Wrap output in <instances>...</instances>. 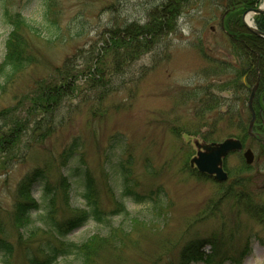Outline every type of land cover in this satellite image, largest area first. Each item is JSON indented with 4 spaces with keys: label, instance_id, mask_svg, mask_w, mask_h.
<instances>
[{
    "label": "rangeland",
    "instance_id": "1",
    "mask_svg": "<svg viewBox=\"0 0 264 264\" xmlns=\"http://www.w3.org/2000/svg\"><path fill=\"white\" fill-rule=\"evenodd\" d=\"M51 1L48 10L47 0H0V63L11 30V19L5 12L20 14L40 34L23 30L26 52L33 63L9 76L0 74V115L8 121L23 118L27 99L38 89V81L54 76L53 68L67 60L76 65L77 73V80L69 87L73 92L60 102L47 133L35 132L39 136H34L36 141L20 160L16 158L9 165L11 158L5 157V164L11 167L0 174V233L13 245L8 264H25V254L35 252L51 235L42 220L47 213L42 204L33 213L31 228L38 229L34 233L19 235L12 224L21 180L43 167L51 169L49 181L56 184L60 175L76 166L70 163L58 168V155L74 138L82 143L83 163L91 174L98 204L109 216L102 223L88 220L63 238L77 244L88 242L90 253L85 262L71 254L59 257L54 264H182L180 251L191 239L222 233L229 239L227 256L231 259L221 264H264V223L247 213L245 199L238 197L244 192L256 206L264 202V150L259 143L249 137L242 142L254 154L248 170L242 169V153L223 159L229 175L245 177V189L222 192L219 185L223 183L190 172L196 143L237 138L238 119L231 120L230 127L228 115L236 117L241 112L245 122L250 118L249 93H242L237 100L234 90H218L220 83L233 76L222 70L223 63L238 65L220 24L227 13L226 0H192L179 16L175 30L156 38L144 52H124L122 58L111 54L105 59L101 58L104 51L97 50L102 54L98 70L84 57L91 50L97 53L96 42L103 33L132 22L145 24L148 12L163 0ZM211 99H219V106L204 113V107L212 105L208 102ZM14 107L17 114L4 113ZM253 109L256 113V107ZM212 127L215 134L205 139L203 134ZM120 137L126 146L124 153L115 145ZM23 139L28 143L26 137ZM107 156H111V164ZM110 165L114 167L105 172ZM119 165L129 168L126 181L130 189L155 192L152 198L159 199L158 207L152 200L135 203L122 197ZM78 180L76 176L68 178L69 206L60 193L57 195L53 216L58 223L70 217L73 209H84V189ZM32 194L41 202L40 184L32 187ZM119 201L127 215L115 210ZM92 236L102 240H88ZM204 251L210 254L212 249L206 246ZM207 258L209 261L190 264L216 263V259ZM4 260L0 255V264Z\"/></svg>",
    "mask_w": 264,
    "mask_h": 264
},
{
    "label": "trees",
    "instance_id": "2",
    "mask_svg": "<svg viewBox=\"0 0 264 264\" xmlns=\"http://www.w3.org/2000/svg\"><path fill=\"white\" fill-rule=\"evenodd\" d=\"M47 9L49 10L52 2L47 0ZM192 0H163L158 6L153 7L148 12V20L145 24H138L135 22L119 27L115 30H108L103 33L102 38L96 42L99 44L97 50H101L103 55L98 53H89L93 55H85L84 59L92 61V66L98 70V59L102 55L103 58L111 54L122 58L124 52H137L141 53L149 49V44L154 43L156 38H161L167 34L173 32L177 27V20L182 11ZM263 0H226L225 10L229 12L226 14L223 21V31L229 39L230 46L235 53L238 60V65L234 66L229 63L225 64L222 70H225L228 74L233 76L228 79L227 82L219 84V91L234 90L237 100L243 97V94L250 93L251 87L258 82L255 96L253 99V107H256L257 119L253 126L252 132H264V39L249 32L241 21L242 13L250 8L258 7ZM8 20L10 21L11 30L8 34L5 44V55L2 63H0V74L6 72V76L20 71L27 65L32 64V57L26 52L25 41L22 37L23 30H26L30 34L40 36L38 29L27 21L20 14L10 15L5 12ZM254 24L256 28L264 33V13L253 16ZM120 50L122 53L120 54ZM202 52V51H201ZM98 57V58H96ZM90 58V59H89ZM69 59V58H68ZM100 63V62H99ZM76 65H72L70 60H67L60 67L53 68L54 76L48 77V80L38 81V89L32 91L33 95L27 99L26 110L23 112V118H12L7 120L5 115H0L2 123H0V174L5 173L11 166L5 164V160H9V165L16 160H20L26 156V151L33 145L34 136L47 133L51 124L54 123V116L57 107L64 97H68L72 93L69 91L75 81L77 80V73L74 70ZM89 68V67H88ZM87 68V69H88ZM88 74L89 70L87 71ZM224 73L222 75H226ZM95 82V80L93 81ZM92 86H97V83H93ZM32 94V93H31ZM209 95V93H208ZM206 98V96H205ZM248 99V98H246ZM219 99H211L208 102L212 105L204 107V113L206 111H212L219 106ZM4 113H16V108H12L11 111ZM238 119L235 129L238 131L236 137L242 142L248 137L247 128L248 122L244 121L241 112L234 115H228L227 123L231 127L234 119ZM31 120V124L30 121ZM221 121V120H219ZM216 121L215 123H217ZM214 123V122H213ZM210 132L203 134L205 139H209L210 136L215 134L214 127L209 128ZM38 132L39 134H35ZM28 136V137H27ZM24 137L27 138L28 143L24 141ZM38 138V137H36ZM212 140V139H211ZM207 142H211L208 140ZM124 143L123 137L115 140V145L120 147L121 153L126 151V146H122ZM82 143L79 138H74L68 145H66L61 153L58 155V168H66L70 163L76 164L74 168H71L67 172L68 176L78 177L79 184L84 189L82 199L84 201V209H73L71 216L56 222L53 216V207L55 200L59 193L62 199L68 205L67 191L70 187L67 174L60 175L56 184H52L49 181V174L51 169L38 167L33 171L26 174L21 180L18 188V199L14 204L11 222L14 225L18 234L30 235L34 233L37 228L33 229L31 226L33 222V213L39 210L42 204L47 210L46 215L42 218L43 222L50 227V237L43 240L40 245L35 249V252L25 254V264H54L59 257L76 255L81 259V263L86 261L88 254V242L77 244L71 241H63V238L70 232L81 228L88 220H94L98 223L105 222L107 220L108 213L98 204L96 190L93 186L91 174L86 165L83 163L81 153ZM260 149L262 147L260 146ZM111 156H107L106 159L110 160ZM108 160V161H109ZM111 164V160H110ZM129 164V163H128ZM113 165L105 167V172H110ZM119 174H122V181L124 182L120 189L122 197H129L135 203H144L146 200H152L154 206L159 204V199L154 200L152 195L155 192L149 194H143L130 189L129 183L126 181L130 175L129 168H124L119 165L117 167ZM242 169L248 170L249 168L242 165ZM117 173V170L114 171ZM191 173L198 175L195 170H190ZM200 176V175H199ZM231 181L219 185L220 189L227 191V193H233L232 190L245 189L246 179L243 176H237L231 174ZM128 183V184H127ZM35 184L41 185V202H38L32 194V187ZM161 191H156L157 197ZM232 195V194H231ZM246 196V197H245ZM250 195L244 192L238 195L239 200L245 199L244 210L252 217L264 223V202L256 206L254 199L249 197ZM253 196V195H252ZM156 197V198H157ZM256 195L253 196V198ZM253 203H252V202ZM158 207V206H157ZM116 211L121 210L120 213L127 215L124 204L117 202ZM119 212V211H118ZM1 230V229H0ZM29 232H26V231ZM102 240L100 237L92 236L88 240ZM87 240V241H88ZM229 239H227L223 233L209 236L206 238H194L191 239L180 251V259L182 264H190L199 261H209L207 257L216 259V263L231 259L227 256ZM209 246L212 249L210 254H206L204 248ZM93 252V251H91ZM39 253V255H37ZM13 254V245L4 238L0 233V255L3 256L4 264H8V258ZM213 259V260H214ZM212 262V261H211ZM172 264V263H168Z\"/></svg>",
    "mask_w": 264,
    "mask_h": 264
},
{
    "label": "water",
    "instance_id": "3",
    "mask_svg": "<svg viewBox=\"0 0 264 264\" xmlns=\"http://www.w3.org/2000/svg\"><path fill=\"white\" fill-rule=\"evenodd\" d=\"M264 13V2L256 9H248L242 15V23L244 27L251 33L264 39V33L259 31L254 24L248 25L245 21L247 14H263ZM258 83H256L250 92L248 99V110L251 115L249 122V128L252 127L255 121V111L253 109L252 101L254 98L255 90ZM198 151L196 156L191 159L190 165L195 166L197 171L201 174H206L212 176L218 182H224L227 179V174L222 169V158L231 152L241 151L242 145L239 140L236 139H225L220 143H211V144H197ZM245 162L247 165H250L253 161V154L251 150H246L243 153Z\"/></svg>",
    "mask_w": 264,
    "mask_h": 264
},
{
    "label": "flooded vegetation",
    "instance_id": "4",
    "mask_svg": "<svg viewBox=\"0 0 264 264\" xmlns=\"http://www.w3.org/2000/svg\"><path fill=\"white\" fill-rule=\"evenodd\" d=\"M262 123L264 125V122H262ZM252 138L255 141H257L260 145H262V149L264 150V132H260V131L259 132H254ZM222 168H223L224 171L226 170V167H225L223 162H222ZM227 174H228L227 175L228 176L227 183H229L231 181V177H230L228 172H227Z\"/></svg>",
    "mask_w": 264,
    "mask_h": 264
},
{
    "label": "bare ground",
    "instance_id": "5",
    "mask_svg": "<svg viewBox=\"0 0 264 264\" xmlns=\"http://www.w3.org/2000/svg\"><path fill=\"white\" fill-rule=\"evenodd\" d=\"M245 21L248 25H251L253 24L252 22V19H251V15L250 14H247L246 17H245Z\"/></svg>",
    "mask_w": 264,
    "mask_h": 264
}]
</instances>
